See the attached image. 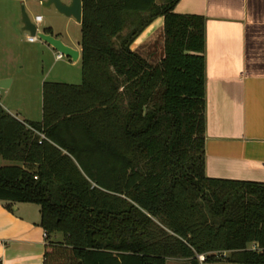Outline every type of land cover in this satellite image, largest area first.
Listing matches in <instances>:
<instances>
[{
	"label": "trees",
	"instance_id": "16d2710c",
	"mask_svg": "<svg viewBox=\"0 0 264 264\" xmlns=\"http://www.w3.org/2000/svg\"><path fill=\"white\" fill-rule=\"evenodd\" d=\"M177 2L81 0V83L44 82L40 122L0 105V202L39 208L43 264H264V183L205 175L204 21Z\"/></svg>",
	"mask_w": 264,
	"mask_h": 264
},
{
	"label": "crops",
	"instance_id": "0c3cea01",
	"mask_svg": "<svg viewBox=\"0 0 264 264\" xmlns=\"http://www.w3.org/2000/svg\"><path fill=\"white\" fill-rule=\"evenodd\" d=\"M39 1L29 2L40 5ZM173 12L204 21L205 175L264 183V0H178ZM63 18L68 24L74 22ZM42 22L43 18L39 29ZM51 26L41 30L53 36ZM162 27V18L156 19L130 50L147 58L151 55V61L159 60ZM75 50L79 56L76 62L69 60V68L80 64V46ZM63 58L56 53L54 60ZM9 78L7 68L0 70V80ZM43 83L40 118L29 122L42 119ZM63 83L79 85L81 65L79 81ZM39 221L35 205L15 204L9 211L0 202V264H43L47 239Z\"/></svg>",
	"mask_w": 264,
	"mask_h": 264
},
{
	"label": "rangeland",
	"instance_id": "374dc122",
	"mask_svg": "<svg viewBox=\"0 0 264 264\" xmlns=\"http://www.w3.org/2000/svg\"><path fill=\"white\" fill-rule=\"evenodd\" d=\"M29 1L0 0V70L7 68L10 74L7 80L12 82L9 88L0 89V105L10 115L17 116L16 119L19 121L28 122L40 118L41 82L63 83L73 80L78 82L80 79V64L75 68H69L70 62L66 58L56 62L54 60L56 52L40 41L28 43L26 39L29 34L21 30L22 26L18 28V23L21 21L22 11L30 20L40 14L43 18L40 28L51 24L53 36L73 49H77L79 45V26L74 22L68 24L64 16L53 8H43L41 0L40 5L30 4ZM167 1L156 0L157 4H164ZM23 112H27V115ZM20 165L0 157V167ZM56 238L60 239L61 236L57 235ZM219 259L205 264H230L224 262L223 258ZM169 264L186 263L170 260Z\"/></svg>",
	"mask_w": 264,
	"mask_h": 264
},
{
	"label": "water",
	"instance_id": "95a60500",
	"mask_svg": "<svg viewBox=\"0 0 264 264\" xmlns=\"http://www.w3.org/2000/svg\"><path fill=\"white\" fill-rule=\"evenodd\" d=\"M41 6L45 9L53 8L58 14L71 18L76 24H81V14H82V4L81 0H69L68 4H65L62 0H45L41 2ZM20 24L22 26V31L27 32L29 36H36L37 39L48 45L56 53L60 54L62 57L76 62L79 56L77 50L64 44L61 39L56 38L50 34L45 33L41 29H37L36 25L28 18L24 11L21 14ZM10 80H0V89L8 88Z\"/></svg>",
	"mask_w": 264,
	"mask_h": 264
},
{
	"label": "built area",
	"instance_id": "2783aa9c",
	"mask_svg": "<svg viewBox=\"0 0 264 264\" xmlns=\"http://www.w3.org/2000/svg\"><path fill=\"white\" fill-rule=\"evenodd\" d=\"M41 20H42V17H41V16H35V18L32 20V22L36 25V28H37V29H39V24H40ZM37 41H39V40L37 39L36 36H34V37H32V36H28V37H27V42H28V43H35V42H37ZM58 57L61 58L62 56H61L60 54H58ZM40 137H41V139L44 138L42 135H40ZM43 237H44V239L47 238V235L45 234V232H44V234H43ZM224 257H225V254H221V255H218L217 258H224ZM197 259H198L200 262H203V261H204V256H203V255L197 256Z\"/></svg>",
	"mask_w": 264,
	"mask_h": 264
}]
</instances>
